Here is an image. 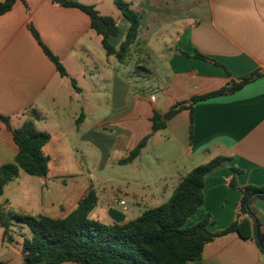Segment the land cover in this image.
Returning a JSON list of instances; mask_svg holds the SVG:
<instances>
[{
  "label": "crops",
  "instance_id": "crops-1",
  "mask_svg": "<svg viewBox=\"0 0 264 264\" xmlns=\"http://www.w3.org/2000/svg\"><path fill=\"white\" fill-rule=\"evenodd\" d=\"M72 1L113 18L119 34L109 41L115 47L120 44L129 25L112 0ZM126 1L143 16L125 63L106 54L90 16L79 8L53 0H18L0 15V116L9 118L12 128L33 121L38 131L51 136L43 148L50 157L47 177L20 170L0 195V208L64 218L89 193L94 179L92 170L70 164L81 163L86 154L97 171L158 162L148 148L160 133L167 143L172 138L180 143L186 163L175 173L137 183L147 189L144 192L122 194L131 195L135 207L156 208L165 203H159L161 198H171L181 176L227 157L228 162L206 175L204 203L185 225L210 215L208 229H224L235 220L242 198L228 185L233 169L239 170V185L264 186V75L232 94L193 103L192 111L182 110L165 129L153 131L152 117L178 103L190 105L193 97L219 91L231 80L264 72V0ZM29 25L60 60L66 76L45 54ZM195 53L218 65L194 58ZM144 138L148 141L140 155L122 164ZM17 153L12 132L0 121V166L13 163ZM162 179L165 183L159 182ZM107 180L111 178L102 181ZM253 208L264 226V200L256 199ZM102 223L113 221L109 217ZM3 232L0 224L1 243ZM5 244L23 262V239ZM188 264H264V254L256 241L232 233L208 244L202 257Z\"/></svg>",
  "mask_w": 264,
  "mask_h": 264
},
{
  "label": "trees",
  "instance_id": "trees-1",
  "mask_svg": "<svg viewBox=\"0 0 264 264\" xmlns=\"http://www.w3.org/2000/svg\"><path fill=\"white\" fill-rule=\"evenodd\" d=\"M17 1L1 0L0 15L9 12ZM112 1L129 25L117 47L109 41L111 37H117L119 34L118 23L113 18L102 16L93 6L72 0H53L54 4L76 7L88 14L92 29L101 37L106 54L115 56L120 63H125L131 47L138 40L143 15L126 0ZM29 29L59 73L66 76L67 72L60 60L42 43L32 25H29ZM194 58L209 60L218 65L214 60L199 53H195ZM263 75L262 70H257L240 81L231 80L219 91L193 97L190 105L178 103L163 115L155 111L152 117L153 131L165 129L167 122L182 110L192 111L193 103L232 94ZM0 121L12 132L18 147L14 162L0 166V195H3L5 186L18 178L20 170L31 176L47 177L50 157L44 153L43 148L51 136L38 131L33 121L25 122L20 128H12L7 117L0 116ZM192 127L191 112L190 137ZM147 141L148 138H144L121 163L127 164L137 158ZM229 160L227 157H217L192 169L181 176L167 202L147 209L137 218L123 224L113 222L108 225L90 218V213L98 204V196L93 189L64 218L32 216L11 210L5 213L0 209V224L4 229L3 241H13L10 227L14 222L29 228L30 235H22V264H188L190 261L199 260L208 244L232 233H237L244 240L256 241L264 254V226L253 208L256 199L264 200V186L239 185L236 180L239 170L236 168L233 169V175L228 182L230 188L242 194L235 220L228 227L215 232L208 229L210 215L189 227L185 226L187 220L204 203L203 188L206 175Z\"/></svg>",
  "mask_w": 264,
  "mask_h": 264
},
{
  "label": "rangeland",
  "instance_id": "rangeland-1",
  "mask_svg": "<svg viewBox=\"0 0 264 264\" xmlns=\"http://www.w3.org/2000/svg\"><path fill=\"white\" fill-rule=\"evenodd\" d=\"M150 148H148L149 151L154 153V157L158 159V162L155 160V162L151 161V164L146 163L144 165H139L135 162L124 167L114 165L108 167L105 171H97L94 169L93 158L90 154H86L82 158L81 163L76 165L70 164L71 167H83L93 172L94 179L91 182V186L98 194L99 201L96 208L90 213L91 219L103 222L104 219H109V211L111 209L122 212L128 220L137 218L146 207L142 205L135 207L134 198H132L131 195H124L122 193L144 192V190L147 189H142L137 183L149 182L163 173H175V170H180V167H182L188 159L187 154L181 149L180 143L176 139L172 138L167 143L166 136L160 133L153 138ZM80 154L81 153L78 152L79 156ZM201 160L202 159L198 160L199 163ZM106 178H111V180L103 182L102 180ZM165 181V179H162L159 182L165 183ZM169 181H171V179H169L168 182ZM150 188L152 189L153 186ZM168 198L169 197L161 198L159 203L167 202L169 200ZM120 200H124V206L118 204V202H121ZM0 209L4 210L5 213L11 210L5 208ZM23 234L29 236V228L24 224H17L14 222L10 227V235L13 240L20 242L23 239ZM14 247L17 248L18 246ZM8 249L10 248L6 246L4 241L1 243L0 238V261L5 264H22V259L14 254L12 250Z\"/></svg>",
  "mask_w": 264,
  "mask_h": 264
},
{
  "label": "water",
  "instance_id": "water-1",
  "mask_svg": "<svg viewBox=\"0 0 264 264\" xmlns=\"http://www.w3.org/2000/svg\"><path fill=\"white\" fill-rule=\"evenodd\" d=\"M109 216L112 219V221L117 224H123L126 219V216L122 212L115 209H111L109 211Z\"/></svg>",
  "mask_w": 264,
  "mask_h": 264
},
{
  "label": "built area",
  "instance_id": "built-area-1",
  "mask_svg": "<svg viewBox=\"0 0 264 264\" xmlns=\"http://www.w3.org/2000/svg\"><path fill=\"white\" fill-rule=\"evenodd\" d=\"M119 205L123 206L124 205V202H120Z\"/></svg>",
  "mask_w": 264,
  "mask_h": 264
}]
</instances>
